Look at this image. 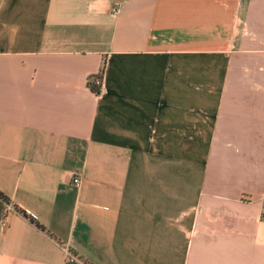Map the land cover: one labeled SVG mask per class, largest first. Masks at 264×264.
<instances>
[{
	"label": "crops",
	"instance_id": "1",
	"mask_svg": "<svg viewBox=\"0 0 264 264\" xmlns=\"http://www.w3.org/2000/svg\"><path fill=\"white\" fill-rule=\"evenodd\" d=\"M0 193V264H264V0H0Z\"/></svg>",
	"mask_w": 264,
	"mask_h": 264
},
{
	"label": "built area",
	"instance_id": "2",
	"mask_svg": "<svg viewBox=\"0 0 264 264\" xmlns=\"http://www.w3.org/2000/svg\"><path fill=\"white\" fill-rule=\"evenodd\" d=\"M114 13H115V10H114ZM94 83H95V86L97 87V91H98V92H95V93L96 94H100L102 92V89H103V75H97L95 77V79H94ZM71 182L76 187H79L81 182H82L81 173L74 172L72 174V177H71ZM259 202H260L261 210L264 212V195H262V197L260 198Z\"/></svg>",
	"mask_w": 264,
	"mask_h": 264
},
{
	"label": "trees",
	"instance_id": "3",
	"mask_svg": "<svg viewBox=\"0 0 264 264\" xmlns=\"http://www.w3.org/2000/svg\"><path fill=\"white\" fill-rule=\"evenodd\" d=\"M104 74V66L100 68V71L97 74L91 75L88 80V86L93 92H98L97 87L95 86L94 79L97 75H103ZM0 199L4 201L3 195L0 193ZM6 202V201H5Z\"/></svg>",
	"mask_w": 264,
	"mask_h": 264
}]
</instances>
